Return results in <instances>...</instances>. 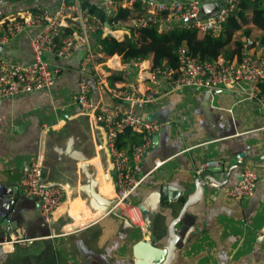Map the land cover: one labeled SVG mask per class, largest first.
Here are the masks:
<instances>
[{
	"label": "crops",
	"instance_id": "crops-1",
	"mask_svg": "<svg viewBox=\"0 0 264 264\" xmlns=\"http://www.w3.org/2000/svg\"><path fill=\"white\" fill-rule=\"evenodd\" d=\"M210 1L212 2L204 0V3ZM130 22L131 20L127 21ZM123 27L115 33L121 40L130 35L125 28L127 26ZM251 28L253 38L261 35L254 26ZM258 51L259 48L256 47V54L260 55ZM9 52L24 63L31 61L25 41L11 45ZM46 58L51 60L48 56ZM81 59L79 54L70 62L61 64L64 71L56 79L52 92H37L27 97L0 102V210L3 209L4 219L8 220V225L14 230L13 237L26 238L24 224L28 221L35 222L41 217L40 208L22 193L23 168H27L32 162L44 164L48 169L45 184H61L68 195L64 206L56 215V224L49 225L54 232L53 236L48 239L39 237L36 240L46 244L6 243L0 246V264H132L134 245L142 238L149 239L144 235L148 229L145 218L138 209L135 214L141 219L143 227L124 229L122 220L103 213L104 209L98 207L94 199H89L81 192V187L86 186L82 176V185L69 183L67 175L56 166L69 163L79 173V163L54 150V146L63 149L72 141L73 148L83 152L94 166L100 196L109 201L113 199L115 190L111 172L114 169L105 150L104 132L92 129L81 108L74 103L79 84L76 73H79ZM128 65L122 71L125 80L116 84L115 88H111L108 83V78L114 71L107 65L101 67L99 75L105 74L106 80L105 84L96 83L101 92L98 98L93 92L97 102L104 103L103 91L120 105L116 95L121 91L137 89L149 92L154 88L150 60L144 58ZM144 69L146 74L142 73ZM141 74L144 80L140 78ZM163 91L160 101L148 106L143 111V117L147 120L152 116L167 119L171 129L161 142L164 157L174 152V145L182 138L187 142L183 153L190 161L181 165L172 157L159 161L162 165L158 167L156 163L144 184L131 197L132 205L138 208L143 199L154 192L156 177H165L167 181L182 185L186 170L194 168L197 163L201 166L200 171L209 161L224 163L231 183L235 184L241 180L244 169H252L259 177V183L251 197L232 199L226 193L228 188L212 189L207 200L209 213L203 220L202 230L189 239V246L181 253L180 264H264V108L257 104L252 87L239 83L223 86L215 91L197 88L170 91L166 87H163ZM45 99L49 103L42 109L41 101ZM32 123H38L43 132L44 149L40 154L4 157L1 139H14L25 133ZM239 124L241 126L238 128ZM257 125L261 126V135H255L256 139L243 144L244 149H249L246 154L247 165L236 169V158L229 159L228 150L222 151L218 141L227 134L229 126L239 133H246ZM233 167L235 170L230 172ZM71 175L74 176L73 172ZM219 178L226 180L225 174ZM18 189L19 198L16 193ZM152 201L158 203L155 195ZM160 207L167 209L164 205ZM157 216L156 236L159 240L167 234L168 219L163 214ZM70 239L74 242L62 243Z\"/></svg>",
	"mask_w": 264,
	"mask_h": 264
},
{
	"label": "built area",
	"instance_id": "built-area-1",
	"mask_svg": "<svg viewBox=\"0 0 264 264\" xmlns=\"http://www.w3.org/2000/svg\"><path fill=\"white\" fill-rule=\"evenodd\" d=\"M89 2L96 9L104 10L107 26L88 9ZM242 0H212L223 2L224 6L215 16H203L204 0H0V102L30 96L37 92H52L56 79L64 71L62 63H68L81 54L79 73L81 75L74 103L81 108L92 129L105 135V150L111 158L116 176L113 179L117 209L129 219L134 227H143L131 203L133 194L144 184L147 175L141 176L145 155L152 149L153 137L166 124L159 120H147L143 111L159 102L163 87L170 91L197 88L215 91L220 87L239 83L252 87L257 104L264 108V94L259 86L264 83V57L256 54L253 38L246 39L241 60L231 63L223 58L209 62L194 58L186 46L178 49L179 74L168 66L150 71L154 88L149 92L126 89L117 94L120 105L108 107L103 102L94 103L93 86L88 80L105 84L106 75H99L101 67L109 66L113 71H123L129 65L121 58L107 59L100 50H95L94 36L101 31L103 37H115L113 19L121 8L139 11L130 23L123 26L137 31L156 29L164 34L174 28H197L204 34L219 37L225 30V23ZM264 2V0H262ZM111 23V24H109ZM121 40V39H120ZM25 41L31 54V61L24 63L14 57L11 45ZM49 57L51 60L47 59ZM103 62H102V61ZM117 60V61H116ZM53 61L57 63L54 64ZM139 62V61H138ZM60 63V64H58ZM146 74V69L142 70ZM140 78L144 80L141 74ZM146 134L142 145L135 146L132 153L121 152L116 143L126 129ZM162 163L157 162V167ZM220 162L209 161L202 170L220 167ZM47 167L32 162L23 168L21 190L24 196L40 204L45 223L54 226L55 214L66 200V191L60 186H48ZM259 183V177L252 169H244L242 179L227 189L232 199L251 197ZM27 238L13 237L9 243H27Z\"/></svg>",
	"mask_w": 264,
	"mask_h": 264
},
{
	"label": "water",
	"instance_id": "water-1",
	"mask_svg": "<svg viewBox=\"0 0 264 264\" xmlns=\"http://www.w3.org/2000/svg\"><path fill=\"white\" fill-rule=\"evenodd\" d=\"M223 6V2L204 3L201 7V11L204 16L211 17L215 16ZM83 8L88 9L91 14L96 15L106 26L108 25L104 10L96 9L95 6H91L87 1L84 2ZM1 52L2 49L0 48V55ZM76 74L79 82L81 75L80 73ZM88 82L93 86L95 97H100L101 92L98 85L90 80H88ZM102 96L104 103L108 107L116 108L119 106L106 91L102 92ZM94 103H97L96 98H94ZM149 120H159L166 125L153 137L152 149L145 155L140 175H148L155 169L157 162H163L172 157H175V160L181 165H183L185 161L189 162L190 160L187 159L183 153L187 142L182 138L174 145L176 147L174 152L170 156L164 157L161 142L167 136V133H169L171 126L167 124V119H160L156 116H152ZM240 126L241 124H239L238 128ZM260 129L261 126L257 125L246 133H239L237 129L229 126L227 134L222 137V140L218 141L219 148L222 151L228 150L229 159L236 158V169L246 167L248 162L246 154L249 149H244L243 144H246L252 139H256L255 135H261V133L259 134ZM42 135L43 132L39 128V124L32 123L25 133L17 135L14 139L3 137L1 139L3 144L1 147L3 156L17 158L19 156L23 157L40 154L42 149H44ZM72 143V141H69L68 145L63 149L54 146V150L58 154L67 156L80 164L79 172L86 182V186L81 187V192L89 199H94L97 205L104 209L103 213L114 215L122 220L124 222V229H135L129 219L123 216L121 211L117 209L116 200L109 201L100 196L94 166L89 163V158L83 152L73 148ZM235 167L231 168L230 172H233ZM200 168V164L197 163L194 168L191 167L186 170V175L182 179V185H178L177 182L167 181L165 177H156L157 185L154 192L149 193L138 206V210L145 218L146 227L148 228L144 235L145 238L149 239L144 240L142 238V240L134 245L132 264H180L181 253L189 246V239H191L192 236H196L198 232L202 230L203 220L209 213L207 210V200L211 196L212 189H225L236 185L235 183H231V178L225 170L224 163H221L219 168H208L207 170L201 171ZM116 174V171L113 170L111 172V178L114 179ZM224 174L226 180L222 181L219 176ZM16 193L19 198V189ZM154 195L158 201L157 204L152 201ZM30 199L39 209V202L35 199ZM159 204L162 207L164 205L167 209L161 208ZM3 214V209H1L0 246L9 243L14 236V230L11 225H8V220L4 219ZM158 214H163L168 219L167 234L159 240H157L156 236L158 229ZM24 228V233H26V238L30 244L39 239V237L51 238L54 233L52 228L45 223L42 216L35 222L28 221L27 224H24ZM15 231H17V229H15Z\"/></svg>",
	"mask_w": 264,
	"mask_h": 264
},
{
	"label": "trees",
	"instance_id": "trees-1",
	"mask_svg": "<svg viewBox=\"0 0 264 264\" xmlns=\"http://www.w3.org/2000/svg\"><path fill=\"white\" fill-rule=\"evenodd\" d=\"M138 11V6L133 9L121 8L113 19L117 25L113 27L114 30L124 28L123 22L135 19ZM251 26L261 32V35L254 39L255 47L264 50V2L262 0H242L228 18L225 30L219 37L204 34L195 27L174 28L164 34H159L156 29L137 31L125 27L130 35L122 40L112 36L103 37L101 31L97 32L94 36V47L97 51L101 47V52L107 59L119 57L123 64H129L146 58L150 60V71L165 65L178 75L180 70L178 49L181 46H186L192 57L203 61L213 62L223 58L231 63L236 59L241 60L244 41L253 38ZM124 80L125 74L122 71H114L108 78V83L111 88H115L116 84ZM94 84H96L95 81ZM259 88L261 94H264V83ZM145 140L146 134L129 128L119 135L116 146L119 151L130 155L134 147L142 145Z\"/></svg>",
	"mask_w": 264,
	"mask_h": 264
},
{
	"label": "rangeland",
	"instance_id": "rangeland-1",
	"mask_svg": "<svg viewBox=\"0 0 264 264\" xmlns=\"http://www.w3.org/2000/svg\"><path fill=\"white\" fill-rule=\"evenodd\" d=\"M253 37H254V35H253ZM253 39H255V38H253ZM258 52L260 53L259 56L264 57V50L263 49L259 48V51ZM48 103H49V100L48 99L42 100L41 101V108L42 109H45ZM56 166H57V168H58L59 171H61L62 173H64V174L67 175V179H68L69 183H80L81 185L83 184L82 183V180H81V173L79 172L80 173V175H79L78 170L76 169V167L74 165L69 164V163H63L61 165L56 164ZM105 168H107V167H105ZM71 172H73L74 176L71 175ZM71 242H74L73 239L62 241L63 244H65V243H71ZM34 243H41V244H43L45 242H37V241H34ZM21 244H24V243H19L17 245H21Z\"/></svg>",
	"mask_w": 264,
	"mask_h": 264
},
{
	"label": "bare ground",
	"instance_id": "bare-ground-1",
	"mask_svg": "<svg viewBox=\"0 0 264 264\" xmlns=\"http://www.w3.org/2000/svg\"><path fill=\"white\" fill-rule=\"evenodd\" d=\"M48 186H60V187H63V189H65V187H64L63 185H61V184H51V185H48ZM65 191H66V189H65ZM66 194H67V191H66ZM67 197H68V195H67ZM115 199H116V194L114 195V197H113V199H112L111 201H113V200H115ZM65 202H66V201H65ZM65 202H64L63 205L59 208V210L56 212V214H55V219H56V215L58 214L59 211H61V209H62V207L64 206ZM98 207H100V206H98Z\"/></svg>",
	"mask_w": 264,
	"mask_h": 264
}]
</instances>
